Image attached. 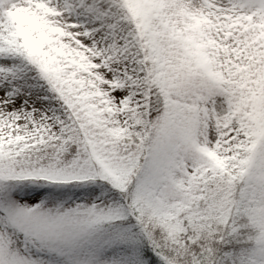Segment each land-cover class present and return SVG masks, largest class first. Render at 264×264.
Returning <instances> with one entry per match:
<instances>
[{
  "label": "snow or ice",
  "instance_id": "6c2138e0",
  "mask_svg": "<svg viewBox=\"0 0 264 264\" xmlns=\"http://www.w3.org/2000/svg\"><path fill=\"white\" fill-rule=\"evenodd\" d=\"M0 264H264V0H0Z\"/></svg>",
  "mask_w": 264,
  "mask_h": 264
}]
</instances>
